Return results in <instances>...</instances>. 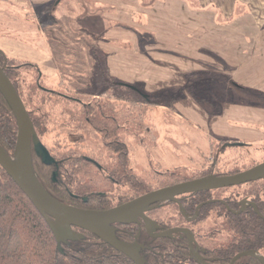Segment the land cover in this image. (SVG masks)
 <instances>
[{
  "label": "trees",
  "instance_id": "16d2710c",
  "mask_svg": "<svg viewBox=\"0 0 264 264\" xmlns=\"http://www.w3.org/2000/svg\"><path fill=\"white\" fill-rule=\"evenodd\" d=\"M0 65L25 102L40 140L48 132L52 116H57L50 113V110H55L49 107V103L53 102L61 108V115L65 117L62 127L68 129L90 126L101 136L102 143L108 149L109 158L105 164L91 154H82L74 146L64 147L61 144L56 151H50L58 162L57 166L44 163L42 156L34 150L33 164L40 182L56 199L67 205L83 210H106L160 187L210 176L233 175L242 171L239 168L225 172L220 167H198L191 173L186 171L184 175L154 170V174H151L152 181L134 171L128 136L131 135L130 139L135 138L136 125L138 136L143 131L148 132L147 127L141 129L142 126L137 123V112L141 110L138 107L158 106L166 102L174 104L183 95L182 87L173 89L179 92L171 94V99L160 101L137 86L120 82L105 73L100 91H80L67 86V92L61 93L55 89L47 90L42 84L44 76L36 63L11 57L2 48ZM111 88L115 93L110 95L107 91ZM87 96H92V99L85 100ZM121 103L128 105L123 107ZM66 132L68 131L64 130L60 135L63 141H68ZM17 136L18 122L15 113L0 88V145L11 155L15 153ZM54 171L58 172L57 181L53 179ZM263 187V179H260L224 188L223 191L226 190L227 194L223 199L226 203L211 202L200 207L199 215L193 221L185 220L175 200L164 202L150 213L163 229L196 225V231L202 235L199 242L201 253L209 257L211 264H228L233 255L243 250L264 251V218L257 215L251 207L239 214L227 208L229 205L238 210L239 201L246 197L256 201L260 207ZM220 191L221 189L195 192L181 200L189 215H194L199 203L216 197L214 194ZM203 223L211 225L203 228L200 225ZM76 231L84 236L78 240L63 242L62 251L59 250L58 242L44 216L0 164V264H135L128 255L98 236L79 228ZM116 236L123 242L142 243L140 251L146 264H197L188 251L184 235L178 233L169 238L158 237L152 240L147 235L142 218L119 223L116 226ZM240 263L261 264L253 256L242 258Z\"/></svg>",
  "mask_w": 264,
  "mask_h": 264
},
{
  "label": "crops",
  "instance_id": "0c3cea01",
  "mask_svg": "<svg viewBox=\"0 0 264 264\" xmlns=\"http://www.w3.org/2000/svg\"><path fill=\"white\" fill-rule=\"evenodd\" d=\"M21 1L25 7L39 6L45 15L55 14L56 19L49 25L41 19L42 25L37 28L31 14L30 21L22 26L26 29L31 25L39 32L46 27L55 31L60 27L65 31L87 29L105 36L100 51L98 46L83 45L74 32L53 34L43 42L38 35V53L53 59L56 66L62 67L60 70L88 79L95 74L96 87L103 86L105 73L132 86L142 81L152 90L149 94L161 87L176 94L179 91L173 89L182 87L183 95L175 106L190 123L213 130L211 133L218 138L249 141L248 137L252 142L264 139L260 129L264 127V112L260 113L264 108L253 107L260 104L251 107L230 100L223 102L224 108L218 114L193 93L208 79L225 90L230 88L231 93L232 85L227 80L235 73L242 78L239 86L245 91L264 90V0ZM0 48L5 51L3 46ZM28 60L22 59L36 63ZM63 82L80 91L93 89L71 80ZM232 112L234 118L229 116Z\"/></svg>",
  "mask_w": 264,
  "mask_h": 264
},
{
  "label": "rangeland",
  "instance_id": "374dc122",
  "mask_svg": "<svg viewBox=\"0 0 264 264\" xmlns=\"http://www.w3.org/2000/svg\"><path fill=\"white\" fill-rule=\"evenodd\" d=\"M31 14L36 18V22L34 23L37 25V28L39 25H42L41 19L42 22L44 21L48 25L51 21H56L55 14L50 12L45 15L43 12H40L39 6L34 5L33 7H25L21 0H0V46L5 48L7 54L21 60L34 59L36 64H38L43 71L42 74L44 79L42 84L47 90L55 89L59 90L61 93L67 92L65 90L67 85H65L63 81L69 80L79 85L93 88L89 92L102 90L101 88L103 86L96 87L97 85L94 84L96 83L93 79L95 74H91L90 77H92V79L89 78V80L87 78L89 76H77L70 70H60L62 67L56 66L53 59L49 56L45 58L41 57L38 53V35L43 37V42L47 38H53V34L67 33L69 35L74 32L75 39L80 40L83 45L89 44L95 49H98L97 46L100 48L101 41L105 39V36L87 29L65 31L60 27L57 29L58 31H55L49 30L46 27L45 30H40L39 32L34 30V25H31L32 29H26L22 26L26 21H30L29 16ZM9 26H13V29ZM19 27L24 29L19 30ZM99 50L102 51V48ZM100 51L97 50V52ZM100 55L102 56L101 53ZM91 66L93 67V64H91ZM219 80L220 79H217L215 82ZM227 82L232 85L231 93L229 91L230 88L225 90L220 84L212 83L210 79L199 83L193 93L196 97L203 98V101L209 103L208 106L214 110L211 112H218V114H221L224 108L222 107L223 102H228L230 100H232V102L234 101L233 104H235V102L246 103V106L260 104L259 106L253 107L264 108V90L247 88V91H245L239 86V83H243V80L237 77L236 73L233 79L227 80ZM136 86L145 92L152 91L147 89V86H145V83L142 81L138 82ZM125 90L127 93V89ZM107 92L110 93V95L115 93L112 88ZM188 92L189 91H187V93ZM52 94L53 93H50V95ZM150 94L156 97L155 100L161 101L162 99H171L170 92L162 87L154 90V92ZM131 96H134V94ZM79 97L83 98L81 95H79ZM183 97L185 98V96ZM90 99H92V96L85 97L87 101ZM175 103L176 102L170 104L166 102L158 106L140 104L141 107H138V109L141 110L137 109L139 115H137L138 121H136L142 126L141 129L147 127L148 132L145 133V131H143L142 135L138 136V128L136 125L134 126L136 128V133L134 134L135 138L132 137L130 139L129 136L131 135H129L127 141L130 145L132 167L134 171L141 176L152 181L151 174H154V170L161 171V173L167 171V173L185 175L186 171L191 173L198 167H205V169H216L220 167V169L225 172L237 168L244 171L249 167L264 162V139L252 142L251 138L248 137L247 139L249 141H242L240 140L241 138L215 137L212 134L214 133L213 130L204 127V131L195 123H190L191 121L184 119L183 116L179 114ZM121 105L127 107L128 104L121 103ZM49 107L55 109L54 111L50 110V113L57 114V116H52L53 118L48 132L41 137L42 143L45 144L49 151H56V148H59V146L61 147V144L64 147L74 146L79 149L82 154H91L93 158L107 164L109 158L108 149H106L102 143L101 136H98L90 126L65 129V127H62L65 117L61 115V108L53 102L49 103ZM70 108L76 111L73 106ZM234 108L235 107H232V109ZM261 112L264 111L260 110V113ZM229 116L234 118V113L232 112ZM256 128L259 129L258 126ZM260 129L264 133V127ZM64 130L68 131L65 133L67 137H69L68 141H63V138H60ZM126 133L128 134V132ZM217 160L218 164L215 165ZM226 194V190L220 191L216 197L223 198Z\"/></svg>",
  "mask_w": 264,
  "mask_h": 264
},
{
  "label": "water",
  "instance_id": "95a60500",
  "mask_svg": "<svg viewBox=\"0 0 264 264\" xmlns=\"http://www.w3.org/2000/svg\"><path fill=\"white\" fill-rule=\"evenodd\" d=\"M0 88L7 97L18 122L15 153L11 155L0 145V164L44 216L58 242V249L61 251L63 242L78 240L84 236L83 233L74 229L76 227L98 236L104 242L128 255L135 264H146L138 244H129L117 238L115 224L142 217L149 230L152 221L146 213L152 205L174 200L181 194L240 185L264 176V162H262L237 174L210 176L159 188L106 210H83L67 205L56 199L38 178L33 164V149L48 165H51L55 159L40 140L25 102L1 65ZM177 230L181 229L175 228L163 235Z\"/></svg>",
  "mask_w": 264,
  "mask_h": 264
},
{
  "label": "flooded vegetation",
  "instance_id": "af4514ba",
  "mask_svg": "<svg viewBox=\"0 0 264 264\" xmlns=\"http://www.w3.org/2000/svg\"><path fill=\"white\" fill-rule=\"evenodd\" d=\"M33 152H34V149H33ZM52 164H55V166H57L58 162L55 160ZM250 168L251 167L247 168L246 170H248ZM57 175H58V172L54 171L53 172V179L55 181H57ZM260 179L261 180L263 179V182H264V176L259 178V179H257V180H260ZM254 181H256V180H254ZM254 181H250V182H254ZM243 184H246V183H243ZM169 186H172V185H169ZM232 186H238V185H232ZM232 186H226V187L216 188V189H211V190L214 191V190L221 189V191H223L224 188H228V187H232ZM164 187H168V186H164ZM164 187H160V188H164ZM157 189H159V188H157ZM154 190H156V189H154ZM203 191H208V190H203ZM198 192H200V191H198ZM193 193H195V192H193ZM261 193H262V201H261L260 207L258 206L259 204L256 201H252L250 198L246 197V198H243V199H241L239 201L240 208L238 210L237 209L236 210L232 209L229 205L227 206V208L230 209L232 212H235V213L239 214L240 212H242V211L248 209L249 207H251L256 212L257 215H259L260 217L264 218V187H263V191H261ZM189 194H192V193L181 194V195H178L177 197L174 198L175 202H178V204L180 206V210H181L182 214L184 215L185 220H187V221H193L195 218H197L198 215H199L200 207H202L204 205H207V204H209L211 202L213 203V202H218V201L220 203H226L225 199H223V198L212 197L211 199H209L207 201H203V202L199 203L198 207L196 208V213L194 215H189V213L184 208L183 202L181 200V198H186ZM214 195L216 196V195H218V193L214 194ZM167 201H170V200H167ZM167 201H164V202H167ZM126 202H128V201H126ZM164 202H160L158 204L152 205L151 208L147 211L146 215L152 221L150 223L149 230H148V227H147L146 222L144 221V219L142 217H139V218H142L143 222H145V229H146L147 235L152 240H155L158 237L169 238V237H172L175 234L181 233L182 235H184L186 237L187 242H188V251H189L190 255L193 257V259L197 262V264H211L210 261H209V257L207 255H203L201 253V246H200L199 242H200V240H202L201 239L202 235H201L200 232L196 231L197 230V226L196 225H194V227L183 225V226L170 227V228H167V229L160 228V226H159V224L157 222V219L154 218L153 217L154 215L152 216L150 212L152 210L156 209V208L161 207V205ZM121 204H123V203H121ZM121 204H118V205H121ZM118 205H115V206H118ZM118 224H115V226H117ZM200 225H203L204 226L203 228H209V225H211V224L203 223V224H200ZM175 228H180L181 230L174 231L173 233L168 234V235H163V233H165V232H167L169 230L175 229ZM187 231H189V233ZM135 243L140 246V249L143 248V244L142 243L139 244L138 242H134V243H129V244H135ZM148 248H150V246H148ZM204 252H205V250H204ZM140 253H141V251H140ZM141 256L143 257L142 253H141ZM246 256L256 257V258H258L260 260L261 264H264V251L263 250H253V249L243 250L241 252L236 253L235 255H233L230 258V261H229L228 264H241L240 260L242 258L246 257Z\"/></svg>",
  "mask_w": 264,
  "mask_h": 264
}]
</instances>
